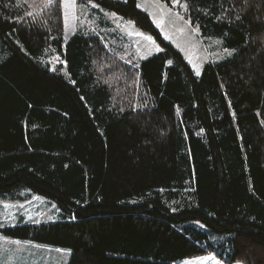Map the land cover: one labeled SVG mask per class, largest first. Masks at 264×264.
Returning <instances> with one entry per match:
<instances>
[{
  "label": "trees",
  "instance_id": "1",
  "mask_svg": "<svg viewBox=\"0 0 264 264\" xmlns=\"http://www.w3.org/2000/svg\"><path fill=\"white\" fill-rule=\"evenodd\" d=\"M49 1L0 0V198L29 188L62 215L2 234L69 264H264V0H184L236 49L200 76L137 0H95L161 44L137 68L81 28L66 41ZM194 222L233 236L215 244Z\"/></svg>",
  "mask_w": 264,
  "mask_h": 264
},
{
  "label": "rangeland",
  "instance_id": "2",
  "mask_svg": "<svg viewBox=\"0 0 264 264\" xmlns=\"http://www.w3.org/2000/svg\"><path fill=\"white\" fill-rule=\"evenodd\" d=\"M137 1L138 7L150 15L163 38L182 52L196 75L197 71L198 76L202 74L207 63L226 60L236 52V49L226 47L221 37L203 36L199 26L186 15L187 4L184 0H180V4H174L173 0L171 4L163 0ZM62 2L66 41L81 28L86 33L97 36L108 51L136 68L143 60L163 50L158 40L139 28L132 19L105 8L95 0H84L80 3L77 0ZM49 3L50 1L46 0V5ZM145 37H151V40ZM41 60L53 71L64 63L63 58L53 49L46 51ZM64 69L63 65L62 70ZM15 194L12 197L0 198V228L21 222L56 220L62 215L56 201L34 193L29 188ZM194 223L200 230L212 234L211 239L215 244L233 236L229 233L209 232L201 222ZM71 256L72 253L67 249L6 237L0 230V264H69ZM174 264L226 263L208 252Z\"/></svg>",
  "mask_w": 264,
  "mask_h": 264
},
{
  "label": "snow or ice",
  "instance_id": "3",
  "mask_svg": "<svg viewBox=\"0 0 264 264\" xmlns=\"http://www.w3.org/2000/svg\"><path fill=\"white\" fill-rule=\"evenodd\" d=\"M173 3L174 4H180V0H173ZM95 6V5H94ZM142 35V34H141ZM146 39H148V40H151V37H145ZM225 51H227V50H225ZM171 63V62H170ZM197 75H199V71H197Z\"/></svg>",
  "mask_w": 264,
  "mask_h": 264
}]
</instances>
